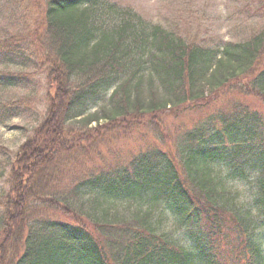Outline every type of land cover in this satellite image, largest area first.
I'll use <instances>...</instances> for the list:
<instances>
[{
  "label": "trees",
  "instance_id": "1",
  "mask_svg": "<svg viewBox=\"0 0 264 264\" xmlns=\"http://www.w3.org/2000/svg\"><path fill=\"white\" fill-rule=\"evenodd\" d=\"M37 5V23L0 37V63L37 58L50 89L41 122L5 155L0 264H264L263 113L236 102L176 136L163 129L157 138L175 140L180 168L156 145L126 164L88 168L111 144L104 137L148 116L217 99L238 84L264 99V31L208 46L110 0ZM18 81L0 75L2 86ZM23 105L0 100V124ZM233 182L246 183L249 205ZM117 201L149 207L132 224L110 221ZM154 204L186 226L184 244L147 221ZM227 229L229 246L221 244Z\"/></svg>",
  "mask_w": 264,
  "mask_h": 264
},
{
  "label": "rangeland",
  "instance_id": "2",
  "mask_svg": "<svg viewBox=\"0 0 264 264\" xmlns=\"http://www.w3.org/2000/svg\"><path fill=\"white\" fill-rule=\"evenodd\" d=\"M39 0H0V37L10 33H19L33 22L39 20ZM137 13L149 23L160 24L164 28L174 31L191 42L208 46L222 45L225 42H238L247 39L253 33L264 31V0H110ZM29 55V54H27ZM37 58L29 64L15 65L0 63V75L12 74L19 81L14 85L0 84V100L23 102L20 114L12 118L7 125L0 124V192L6 189L7 169L6 154L12 156L32 130L41 122L46 108V88L43 69L39 68ZM243 88V91L240 90ZM239 102L248 108L264 114V99L246 95L243 84L236 89L226 92L214 100H193L185 105L164 111L154 118L148 116L146 124L139 123L117 130L114 134L104 137L111 144L105 149L101 158H94L89 169H101L126 164L128 159L137 152L156 145L175 156V162L180 168L175 140L162 142L157 137L163 129L167 133L178 135L183 129L193 126L208 114L216 113L219 109L229 111L231 104ZM80 120L73 121L78 122ZM103 123V122H101ZM135 124V123H134ZM96 126L95 122L90 124ZM131 125V123H130ZM136 125V124H135ZM120 126V123H118ZM158 126L159 129H156ZM122 127V126H121ZM110 129V128H109ZM181 130V131H180ZM8 151L6 153L4 151ZM239 193V200L249 205V191L246 183H232ZM149 204L138 205L135 202L117 201L106 212V218L113 221L123 217L133 223L135 215L141 216L147 211ZM99 211V209H98ZM149 222L157 229L166 233L180 243L187 240V228L162 205L154 204L147 212ZM224 237L221 244L229 246L233 231L223 230ZM226 233V234H225Z\"/></svg>",
  "mask_w": 264,
  "mask_h": 264
}]
</instances>
